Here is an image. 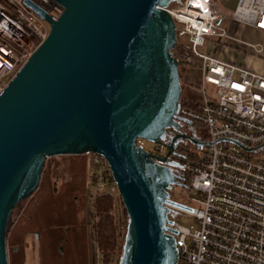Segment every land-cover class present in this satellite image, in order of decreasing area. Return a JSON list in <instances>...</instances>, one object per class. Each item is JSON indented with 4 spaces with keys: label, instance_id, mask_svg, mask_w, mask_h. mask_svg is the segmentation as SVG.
I'll use <instances>...</instances> for the list:
<instances>
[{
    "label": "water",
    "instance_id": "obj_1",
    "mask_svg": "<svg viewBox=\"0 0 264 264\" xmlns=\"http://www.w3.org/2000/svg\"><path fill=\"white\" fill-rule=\"evenodd\" d=\"M56 1L64 7L58 19L25 0L50 31L0 93V264H9L11 215L37 190L46 160L87 153L106 159L127 214L118 264H177L168 205L187 208L170 192L183 183L138 140L167 141L168 154L184 140L208 145L179 115L168 8L182 0Z\"/></svg>",
    "mask_w": 264,
    "mask_h": 264
},
{
    "label": "built area",
    "instance_id": "obj_2",
    "mask_svg": "<svg viewBox=\"0 0 264 264\" xmlns=\"http://www.w3.org/2000/svg\"><path fill=\"white\" fill-rule=\"evenodd\" d=\"M32 1L54 19L64 11L56 0ZM168 10L177 32L172 54L180 65L201 71L203 87L198 108L182 106L179 115L203 126L194 132L208 143L197 146L184 140L168 154L164 141L150 151L181 183L190 179L186 200H177L187 208L168 205L173 223L167 226L176 231L168 233L176 239L177 264H264V74L218 56L231 47L261 56L262 44L244 40L241 27L264 32V0H238L229 28L228 15L215 0H182ZM49 31L50 24L25 0H0V93ZM86 155L96 169L98 194L120 197L106 159ZM180 213L196 219L197 227L177 222L174 217Z\"/></svg>",
    "mask_w": 264,
    "mask_h": 264
},
{
    "label": "rangeland",
    "instance_id": "obj_3",
    "mask_svg": "<svg viewBox=\"0 0 264 264\" xmlns=\"http://www.w3.org/2000/svg\"><path fill=\"white\" fill-rule=\"evenodd\" d=\"M231 21L232 17H229L228 14V28L231 25ZM245 27L246 28H243L246 29V32L242 38H245L246 41L247 39H253L254 35L249 33L252 26L247 25ZM258 40L262 41L261 39ZM261 44L263 46L261 55L264 57V43L261 42ZM206 48L207 46L205 49ZM209 49L211 50V48ZM248 51L250 52L252 50L249 49ZM242 57H244V54H242L241 58ZM189 69L196 70V68L192 67H188V70ZM185 74L181 76L183 89L182 99L190 98L195 101H197L196 99H202L200 92L203 90V87L199 76L200 73L194 71L188 79L185 78ZM205 88L210 94L214 91V88L210 85H206ZM199 134L201 133L199 132ZM138 143L146 150L155 152L156 143L143 139H139ZM86 156L85 154L59 155L46 160L37 190L30 197L22 200L13 211L7 232L8 243L9 241L11 242V238H14L17 231L28 232L36 229L34 228L38 226L34 225L36 222L42 227L44 224L43 222L48 224L50 222H55L56 220L54 218H57V231L60 236V232L63 233L62 235L65 234L62 232V227L67 225L69 221L72 220L73 222L78 221L84 223L86 218L88 224V227L86 225V240L84 235L82 237L81 235L77 237L75 234H70L72 237L69 241H64L61 237L57 239V264H82V261L84 262V254L87 255L88 264H104L93 238L94 231L92 225L95 219L92 215L91 200L98 194L99 189L92 182L91 177L96 169L93 167L91 168L90 165H86ZM260 158H264V152L261 153ZM257 159L258 157H255V160ZM88 184L90 185L88 186ZM170 192L174 200H186V191L184 189L173 187ZM75 195H78L76 199L74 197ZM84 195L86 197L88 195L89 198L88 211L84 210ZM115 212L117 215H120L122 212V222L123 224L125 223V229L123 231L124 236L121 238V245L123 246L128 219L121 200L116 204ZM30 216H33V220ZM170 216L173 217V215ZM174 218L182 225H194V227H197L196 219L186 214L180 213ZM43 235L45 236L46 233L44 232ZM31 237L32 236H29L30 239ZM31 240H33V238ZM52 240L53 237L49 235L45 242L49 245ZM85 241L87 243V251H84L82 248ZM49 250H53V245L49 246ZM121 253L122 249L121 252L116 253L110 264H118Z\"/></svg>",
    "mask_w": 264,
    "mask_h": 264
},
{
    "label": "trees",
    "instance_id": "obj_4",
    "mask_svg": "<svg viewBox=\"0 0 264 264\" xmlns=\"http://www.w3.org/2000/svg\"><path fill=\"white\" fill-rule=\"evenodd\" d=\"M187 66L180 65L181 76L186 73ZM183 107L197 109L200 105L197 101L190 98H183L181 100ZM194 130L201 129L200 124L193 122ZM86 155V154H85ZM86 165H92L89 157L86 156ZM89 178V175H88ZM92 182L94 183V175H92ZM190 179L188 178L182 188L189 191L188 185ZM90 184H88L89 186ZM121 200L120 197H115L110 194H97L92 198V215L94 216L93 231L94 242L97 246L98 252L104 264H110L116 253L121 252L123 246L121 245V238L124 236L125 223L122 222V212L117 215L115 212L116 204ZM13 214V213H12ZM12 216V215H11ZM11 221V220H10ZM127 229V227H126ZM119 263V262H118Z\"/></svg>",
    "mask_w": 264,
    "mask_h": 264
},
{
    "label": "flooded vegetation",
    "instance_id": "obj_5",
    "mask_svg": "<svg viewBox=\"0 0 264 264\" xmlns=\"http://www.w3.org/2000/svg\"><path fill=\"white\" fill-rule=\"evenodd\" d=\"M182 79V78H181ZM182 129L187 132H189L188 125L184 122ZM173 130H169V132H172ZM195 133V132H194ZM84 155V154H83ZM75 199L78 197V195L74 196ZM78 201V200H77ZM89 203V198L88 195L87 197L84 195V210H87ZM78 207V206H77ZM79 208V207H78ZM33 220V216H30ZM56 221L55 222H50L46 223L43 222V226L38 224L36 222L34 225L35 226L34 230L28 231V232H18L15 234L14 238H11V242L7 240V235H6V240H7V249H8V258H9V264H26L27 262V252L33 247V245H36L37 249L36 252L38 254V264H46L47 259L51 260L52 262H55L57 264L56 260V251H51L49 250V246L57 243V237L58 239L61 237L64 239V241H69L72 235L70 234H75L77 237L81 235V237L84 235L85 232H87V220L85 218V222H78V221H69L67 225H64L63 231L65 234L62 235L63 233L60 232V236H58V231H57V218H54ZM10 223V222H9ZM60 228V227H58ZM82 230V231H81ZM8 232V231H7ZM46 233L44 236L43 233ZM53 237V240L51 243L48 245L45 241H47V238ZM29 236H32L31 240ZM29 238V239H28ZM76 239V238H75ZM84 244V243H83Z\"/></svg>",
    "mask_w": 264,
    "mask_h": 264
},
{
    "label": "crops",
    "instance_id": "obj_6",
    "mask_svg": "<svg viewBox=\"0 0 264 264\" xmlns=\"http://www.w3.org/2000/svg\"><path fill=\"white\" fill-rule=\"evenodd\" d=\"M238 3V0H215V4L217 6V8H219L221 11H223L224 13H226L227 15L229 14V17L232 15L234 9L236 8ZM246 28V27H244ZM243 27H241V34L242 37H244V34L246 32V29H244ZM251 34L254 35L253 39L248 40L252 43H264V32L258 31L256 30L254 27H252L249 30ZM245 39V38H244ZM258 39H261L262 41H259ZM246 40V39H245ZM242 54H244V57L241 58ZM221 57L222 60L226 61V62H230V61H235L238 64L243 65L244 67L252 70V71H256V72H260L264 74V57L261 56H256L254 54H252V51H246L245 48L240 47V49H238V51H236V49H234L233 47H231V50L228 51H222L221 53H219V55ZM197 70V71H196ZM189 69L187 68L186 70V74H185V78H189L190 75L192 74V72H198L200 73V80H201V71L196 69ZM201 96V93H200ZM196 99V98H194ZM196 100H200V99H196ZM88 211V208H87ZM88 227V224H86ZM86 234L87 232L84 233L85 236V240H86ZM59 236V235H58ZM58 239V237H57ZM83 250L87 251V243L86 241L83 244ZM36 245H33V247L27 252V262L26 264H38V254L36 252ZM57 249V243L53 244V251H55ZM46 264H55V262H52L51 260L47 259V263ZM82 264H88L87 262V255L84 254V262L82 261Z\"/></svg>",
    "mask_w": 264,
    "mask_h": 264
}]
</instances>
